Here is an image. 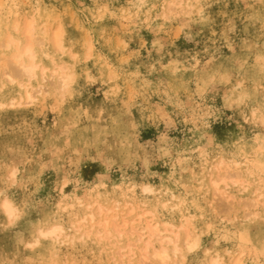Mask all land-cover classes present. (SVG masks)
Returning <instances> with one entry per match:
<instances>
[{
    "label": "rangeland",
    "instance_id": "374dc122",
    "mask_svg": "<svg viewBox=\"0 0 264 264\" xmlns=\"http://www.w3.org/2000/svg\"><path fill=\"white\" fill-rule=\"evenodd\" d=\"M32 16L48 45L38 47L75 76L66 92L50 79L34 103L17 82L0 87V264L139 262L119 257L130 235L101 239L96 225L88 236L90 223H71L88 204L117 201L109 217L135 205L176 229L189 216L199 244L180 264H264V0H0V56L14 19ZM57 25L64 54L48 42ZM221 158L247 189L215 197ZM54 223L69 236L35 243Z\"/></svg>",
    "mask_w": 264,
    "mask_h": 264
},
{
    "label": "bare ground",
    "instance_id": "6f19581e",
    "mask_svg": "<svg viewBox=\"0 0 264 264\" xmlns=\"http://www.w3.org/2000/svg\"><path fill=\"white\" fill-rule=\"evenodd\" d=\"M171 3L173 4V1ZM172 4H170V6ZM174 4H175V6L180 5V4L175 3V2H174ZM189 6H191V5H189ZM189 6H188V8H189ZM44 28H46V27H44ZM56 28L57 29L54 28L55 30H52L53 32L51 31L52 33L49 37L48 42H50L52 44V46L57 51H60V52H62V54H64V53H66V51H65L66 46L64 43L65 40H63V30H62V27H60V25L59 26L57 25ZM36 33H37V27H36V22H35V19L33 18V16H32V18L24 19V21H21L20 18L14 19V22H13V25L11 26V29L9 28L6 31L4 42L1 44L2 45L1 47H3L5 50V51H3L1 56H3L4 54H6V55L3 57L4 58L3 61H5V63L3 65H1V63H0V68L2 70L0 72V87L5 86V83L17 82L19 87H22L25 90L24 95H22L19 99L21 100L24 98L26 103H34L36 99H39L41 97L45 98L46 94L49 93V87L47 86V81H49L50 79H53V80L55 79L56 82L54 81L55 82L54 87L57 90L61 89L62 92H66L67 90H69L71 83L74 81V76H75V74L73 72L69 71V66L62 64V63H57L56 58L53 55H51L49 52H46L45 49L43 50L42 48H39V47L44 46V42L46 45V39L41 37V35H40V38H43V39L37 38ZM48 33H49V31L47 29H44V30H42L41 34H43L45 36ZM38 39H39V41H38ZM46 46H48V45H46ZM39 49L44 51L46 57L51 58L50 59L51 60V63H50L51 66L46 65L43 62V60L41 59V54H40ZM7 51L10 52L8 57H7ZM67 52H69V51L67 50ZM44 53L42 52V54H44ZM1 56H0V59H1ZM74 57H75V54L73 53L72 58H74ZM50 60H49V62H50ZM226 162H225V160H223L221 158L217 164H214L215 165L214 167H215V170L217 171L216 172L217 174L215 176L211 175L212 177H210V183H209L210 186L209 187H211L215 190V193H214L215 197H217L216 195H219V194L221 196H224L227 192L225 189L227 187H230L231 184L232 185H238L239 184L240 187H244V188H242L243 190L248 188V186L245 185L247 183L246 180H244V179L241 180L242 177H240V175H239L240 173L239 174H236L237 172L234 174L229 173L230 167H232L233 165L230 166ZM234 168H235V166H234ZM210 172H209V174L212 173V172L211 173ZM251 175H253V174L251 173ZM235 176L236 177L239 176L240 179L235 178ZM143 190L153 191L151 186H145ZM214 190H213V192H214ZM255 190H254V192L257 193L258 190L256 188H255ZM159 193H158V195H159ZM158 195H155V196L157 197ZM160 195L163 196L162 194H160ZM262 195L263 194L258 193V196L256 195L257 197H255L253 199V205H254V207H256V209H257L258 205L261 203L260 201H262V200H260V197H262ZM123 197H124V195H123ZM171 197L175 198L174 195H172ZM227 198H229V197H227ZM159 200H157V201H159ZM166 202H169V201H166ZM210 202L212 203V207L215 208V206H216L215 201L212 199ZM96 203L97 202H95V204ZM120 203L117 201L113 207H106L102 204H98V205L96 204L97 207L95 210H92L93 206L88 204L87 208L89 209V212L85 216H84V214L83 215L81 214L83 217H81V218L79 217L80 221L75 220V222H71L74 229H75V232H80L82 229H84V226L87 225L86 223H90L91 225L89 224L90 225L89 226L90 227L89 232L87 230L88 226H86L85 228H87L86 230L88 233L85 232V230H84L83 235L90 236V234H91L90 231L94 230L95 225L97 227V229H95L96 231L98 230V228L101 229V230L99 229L100 231H97V232L95 231L97 233L96 235H98L101 239H104V238L107 239L110 237H113L115 239H120L124 234L130 235L131 237L134 238V240L127 241V240H129L127 238V240H126L127 245L120 248L121 252L124 249H127V252L126 253L123 252L121 254L118 253V255L120 254L119 257L128 258L130 261L134 257H137V256L139 257L138 259H139L140 263L137 262L136 260H135L136 262L134 263L132 260L129 264H147V263L151 262L150 260H152V262H154V264H158V263H160V264H180L179 262H182V260L180 261L179 258L184 257L182 250L187 249L189 251V250L195 249L198 246V244H199L198 238L195 236H192V232L194 230L191 231L190 227L187 225V223L190 221L188 218L189 216H187V218H185L187 220V223H186V221H184L186 224L181 223L182 224L181 227L179 226L180 228H183V231L185 233V235H184V237H182L183 238L182 239L181 238V231L182 230L180 231L179 227L175 229L176 226L172 225L171 222L168 223L167 221L166 222L164 221L165 222L164 223V222H161V220L160 221L157 220L155 212L152 210H149V209H146V210L143 209L140 211V209H142V208L139 209V207H137L135 205H130V207L127 211H125L121 208L122 211L121 210H120V212L116 211L113 216L109 217L110 212L112 210H117L118 208H120V205H121ZM1 204H2L3 211L8 216H10V217L14 216L16 208L9 198H7V197L4 198V200L1 202ZM126 204H128V203H126ZM250 204H251V206H253L252 203H250ZM63 205H61V206H63ZM71 205L72 206H69L70 208L73 207V204H71ZM139 205H141V204H139ZM178 205H180V202L176 203L174 207H177ZM157 206H159V205H157ZM124 207H125V205H124ZM142 207H144V206H142ZM244 207L246 208V205ZM147 208H148V206H147ZM71 211H68V212H70V214H71ZM255 213H256V211L252 214H255ZM72 214H73V211H72ZM191 215H194V214H191ZM98 217H100L101 220L96 221V219ZM94 221H96L97 223H93ZM111 221L113 222L112 225H111ZM82 223L83 224L85 223L86 225H83ZM137 223H138V225H136ZM129 227H130V229H128ZM191 227L193 228L192 225H191ZM193 234H195V231ZM37 235L38 236L34 240L35 243L39 242L40 237H45V238L49 237V238H52L55 240H61V239L67 238L69 236V234L66 231V228L60 223H54V224H52L46 228H40L37 232ZM117 242H120V241H117ZM113 244H115V243H113ZM237 257L238 256H236V258ZM121 258H119V259L122 260ZM234 260H236V261L233 264H237V263L239 264L242 259H241V257L240 258L238 257L237 259H234ZM220 262H221V260L219 259V256H216V257L212 258L210 264H220ZM120 264H121V261H120Z\"/></svg>",
    "mask_w": 264,
    "mask_h": 264
}]
</instances>
